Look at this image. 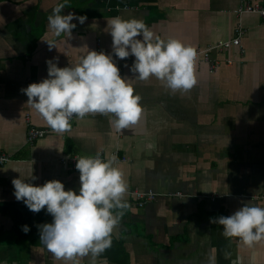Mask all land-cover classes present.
Listing matches in <instances>:
<instances>
[{
	"label": "crops",
	"instance_id": "1",
	"mask_svg": "<svg viewBox=\"0 0 264 264\" xmlns=\"http://www.w3.org/2000/svg\"><path fill=\"white\" fill-rule=\"evenodd\" d=\"M58 3L63 0H0V154L9 158L0 165V264H72L55 259L40 242L38 225L52 216L17 201L11 181L32 173L35 185L57 179L78 192L79 171L59 158L96 152L116 153L129 189L158 195L139 207L126 196L130 207L95 264H264V240L248 247L225 238L223 227L209 220L249 201L264 207V17L237 16L239 0H68L63 14L87 17L83 24L72 21L69 39L48 27ZM115 16L142 19L161 38L194 48L231 38L239 22L242 51L212 50L219 64L196 63V85L175 93L154 76H133L124 66L133 61L117 60L141 97L139 122L121 133L110 126L111 114L74 116L70 131L53 132L21 89L47 78L48 60L73 66L96 45L112 50L107 21ZM44 39L57 48L50 51ZM29 126L45 133L28 142ZM78 259L92 264L91 255Z\"/></svg>",
	"mask_w": 264,
	"mask_h": 264
},
{
	"label": "clouds",
	"instance_id": "2",
	"mask_svg": "<svg viewBox=\"0 0 264 264\" xmlns=\"http://www.w3.org/2000/svg\"><path fill=\"white\" fill-rule=\"evenodd\" d=\"M67 3L68 0H63L56 4L47 19L55 37L67 34L71 39L76 27L72 21L83 24L87 17L73 12L63 14ZM107 26L112 37L111 53L88 50L77 63L66 67H58V57L53 58L46 62L47 78L21 89L28 97L27 104L53 132L70 131L74 116L84 119L87 115L111 114L114 118L109 120L110 126L121 133L139 122L143 114L141 97L134 94L129 77L121 75L113 56L125 61L134 57L131 65H124L133 76L141 81L154 76L172 93L188 92L196 85L194 47L179 39L161 38L142 19L115 16L107 21ZM44 41L50 51L57 48L54 40ZM75 159L79 171L78 192L65 190L57 179L35 185L31 181L38 177L32 173L26 179L19 176L11 182L17 201H23L33 213L46 209L52 216L50 223L38 228L40 242L55 259L80 264L78 258L91 255L95 264L112 246L113 232L130 207L126 198L129 185L114 154L102 159L97 152ZM209 220L223 227L225 238H238L248 247L264 240V207L250 201L230 215ZM21 230L27 233L30 228L22 225ZM229 257L230 253L225 252V259ZM209 264H215V260L210 259Z\"/></svg>",
	"mask_w": 264,
	"mask_h": 264
},
{
	"label": "built area",
	"instance_id": "3",
	"mask_svg": "<svg viewBox=\"0 0 264 264\" xmlns=\"http://www.w3.org/2000/svg\"><path fill=\"white\" fill-rule=\"evenodd\" d=\"M233 12L237 16L240 14H243V13H249V14H255L258 17L263 18L264 17V0L262 2H256L254 0H239V5L235 9H233ZM243 34H244V29L242 28L241 24L238 22L233 28V35L231 38L223 40V41H218V42H215L214 44H210V45H207L204 47L195 48V50L197 52L195 64L198 62H206L208 68L213 69L217 64H219L220 61L218 59L212 58L210 56V52L212 50H224V49H227L229 47L235 46L239 49V52H241L242 48H241V44H240V39L243 36ZM97 41H98V39L96 40V42ZM95 50L98 52L104 51L105 53H111V51H112V50H101L100 47H98L97 45L95 47ZM113 59L115 61L119 60L115 56H113ZM127 60L133 61L134 57H129ZM226 62H228V59L226 60ZM72 120H73V118H72ZM44 133L45 132L43 129L29 126L26 129V141L32 142L33 140L40 138ZM96 153H94L92 155H95ZM99 153L101 154L102 159L107 158L101 152H99ZM113 154L116 155L115 152H110L109 156L113 155ZM78 156H80V155H77L74 153L66 154V155L63 154L62 156H60L59 162L68 168L76 169L75 157H78ZM8 160H9L8 156H6L4 154H0V165L8 162ZM173 194L179 195V192H173ZM127 195L130 196L134 200L135 205L139 207V206H142L145 203L155 199V197L158 194L154 193V192H150V191L144 192V191L137 190L135 188H130ZM210 198H213V196H211Z\"/></svg>",
	"mask_w": 264,
	"mask_h": 264
}]
</instances>
